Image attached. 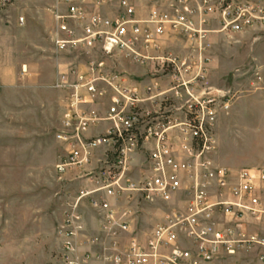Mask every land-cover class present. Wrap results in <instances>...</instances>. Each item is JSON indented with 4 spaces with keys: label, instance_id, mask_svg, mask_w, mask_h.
Here are the masks:
<instances>
[{
    "label": "built area",
    "instance_id": "2783aa9c",
    "mask_svg": "<svg viewBox=\"0 0 264 264\" xmlns=\"http://www.w3.org/2000/svg\"><path fill=\"white\" fill-rule=\"evenodd\" d=\"M53 11L56 51L84 56L55 85L66 102L56 172L90 181L64 203L63 262L80 263L82 236L101 245L83 262L264 264V167L215 164L216 123L237 93L205 84L211 37L264 33V0H56ZM177 43L184 53L171 51ZM118 57L166 69L170 86L153 74L141 91L109 69ZM99 99L109 100L104 113ZM85 206L102 213V237L86 238ZM149 214L154 227L138 231Z\"/></svg>",
    "mask_w": 264,
    "mask_h": 264
},
{
    "label": "rangeland",
    "instance_id": "374dc122",
    "mask_svg": "<svg viewBox=\"0 0 264 264\" xmlns=\"http://www.w3.org/2000/svg\"><path fill=\"white\" fill-rule=\"evenodd\" d=\"M54 3L55 0H15L8 8L0 10V156H8L4 160L0 159V194L11 197L19 192L22 194L20 187L30 182L32 188H36L35 179L25 178V173L36 171L42 175V181L38 182H43L44 190L42 225L36 229L38 236L43 237L23 246L22 250L17 249V245H11L0 252V264H53V258L55 260L59 255L56 229L63 214L60 204L64 199L75 198L85 187V178L77 175L82 171L75 170L69 179L63 181L55 170L61 151L54 137L56 131L62 128L66 113L63 95L55 86L58 81L57 63H77L84 56L59 53L50 42V31L54 34L56 26L50 30L51 13L46 8ZM22 17L25 19L24 24L21 23ZM171 51L184 53L178 43L172 44ZM207 55L209 61L205 84L208 88L214 90L217 86L234 91V87L254 81L257 75L262 77V82H257H264L263 32L247 31L231 36L215 34L210 39ZM109 62V69L127 76L130 84L141 91L147 85L144 81L153 74L161 77L157 81L159 87L166 89L170 86L169 78H163L169 72L166 69L162 72L160 67L154 70L152 63L142 65L122 57ZM253 86L257 88V85ZM257 89L264 91V87ZM97 102L101 113H104L109 100L99 99ZM232 103L239 105L237 110L247 113L235 111L222 124L216 134L217 143L212 158L229 168L249 167L264 152L261 112L264 110V95H236ZM90 109L94 107L90 106ZM230 110L220 112L219 117L228 115ZM102 125L94 129L103 132L106 127L102 130ZM91 130L88 134H93ZM17 140H27L31 147V150L26 151L27 164H23L21 158L24 148L17 149L16 153L1 148L7 142L18 144ZM5 164L12 165V168L6 169L5 166L9 165ZM23 165L27 167L20 168ZM133 166L135 173H139V156ZM14 174L18 175L16 180L12 179ZM139 218L155 223L152 214ZM41 254L43 258H35ZM26 255L33 259L22 260Z\"/></svg>",
    "mask_w": 264,
    "mask_h": 264
},
{
    "label": "crops",
    "instance_id": "0c3cea01",
    "mask_svg": "<svg viewBox=\"0 0 264 264\" xmlns=\"http://www.w3.org/2000/svg\"><path fill=\"white\" fill-rule=\"evenodd\" d=\"M55 4H56V0H55L54 4H51L48 8H46L51 13V26H52V28L50 30H53V28L56 26V21L54 18V11H53V7ZM24 23H25V19L23 18V24ZM49 36H50V42L53 43V31L52 32L50 31ZM45 42H46V38H44V43ZM1 49L3 50L2 46H1ZM68 66H69V63H62V62L58 61V63H57V75H59V73H61L62 71H65L68 68ZM262 76L264 78V74H262ZM150 82H151L150 79H147L144 81V83H146V84H149ZM254 84L257 85V88L264 87V82L258 83L257 79H255L254 81L250 80L246 84L237 85L236 87H234V89H233L234 91H232V89H230V88L229 89L221 88L219 86H218L219 88H217V86H216V88L214 90H219L221 92H235V93H237L236 95H264V91L262 89L254 88V87H256V86H253ZM57 91H60L62 93L64 105H66L65 93L59 89H57ZM238 106H239L238 104L232 103V105H230L231 110L228 113V115H223L221 117H218L216 127H215V135L218 134L222 124L227 119H229L234 114L235 111H236L235 113H237V112L238 113L239 112L247 113V111H244V110H241V111L237 110ZM261 112H262V117H263L262 127L264 128V110H262ZM105 127L106 126L103 124L102 130ZM18 130H21V128ZM57 131H56V133H57ZM91 131H93V134H89V135H96V134L102 132L101 130L98 131V128L94 129V127L92 128ZM54 139H55L56 145L59 146V149L61 151L60 153H62L63 152V145L55 137H54ZM216 139H217V137H216ZM17 142H18V144L15 142L14 143L7 142L4 145H2L1 148L5 149V150L8 149V151H10L11 153L12 152L16 153L17 149L21 150L22 148H24V152L22 154L23 156H21V158H23L22 159L23 164H27L28 159H27V152L26 151H27V149L31 150V147H29L27 140H22V141L17 140ZM216 143H217V140H216ZM5 157L8 158V156L6 155V156H0V159L4 160ZM214 159H215V157H214ZM7 161L9 162V160H7ZM215 164L218 166L225 167L224 165H220L216 162H215ZM5 165H9V166H5L6 169L12 168L11 167L12 165H10V164H5ZM255 166L264 167V152L260 155V157L258 159H256L255 161H253L252 163L249 164V167H255ZM26 167H27L26 165L20 166V168H26ZM231 169H240V168H231ZM73 172L74 171L67 172L62 177H59V179H61L63 181L67 180V179H69L70 174H72ZM15 173H17V172H15ZM78 174H80V173H77V175ZM16 176H18V175L14 174L12 176V179L16 180ZM25 178H27V180L35 179L36 188H32L33 185H32V182H30V183H27L25 187L23 185L20 187L21 190L23 191L22 194L19 192L18 195H13L12 197L10 195H6V194L1 195L0 194V252H3V251H5V249L10 248L11 245H17L16 246L17 249L22 250L23 246L30 244V243H35L38 241L39 237H43L42 235L38 236V230H36L37 228H39L42 225L41 223H42V218H43L42 217V215H43V197H44V190L42 189L43 182H38V180L42 181V175L39 171H36V172H31V173H25ZM79 178H81V177H79ZM89 183H90V181L88 179L83 180L84 186L86 184H89ZM1 186H3V184ZM65 201L66 200L64 199V201H62V203L60 204L62 206L61 208H62L63 214H62V219H61L59 225H61V223L64 220V214L66 211V207L64 204ZM11 205H13V206H11ZM82 212H83L84 219H85L86 238L89 239V238L95 237V236L102 237L103 236V233L101 231L102 213L98 210L91 209V208L86 207V206L82 209ZM14 213H16V214H14ZM138 221L141 223V224L137 225L138 231L139 230H143L144 232L150 231L155 225V223L152 224L149 220L143 221L139 217H138ZM59 225H58V228L56 229V240H57L59 255H58V258H56L55 260L53 258V260H52L54 262L53 264H65L61 258V255L63 252V240L64 239H63V236L59 232V227H60ZM131 237H132L131 234L128 235V238H131ZM76 243H77L78 256L80 258L79 264H96V262L94 261L93 258H91L90 260L85 261V262H83L81 258L86 251H89L91 254H94L95 252L101 250V245H92L91 243H86L85 238L82 236H79L77 238ZM1 256H2V253H0V257ZM9 256H11V255L9 254ZM42 256H43L42 254L37 255L35 258H43ZM27 259H33V257L26 255L24 257V259H22V260H27Z\"/></svg>",
    "mask_w": 264,
    "mask_h": 264
}]
</instances>
